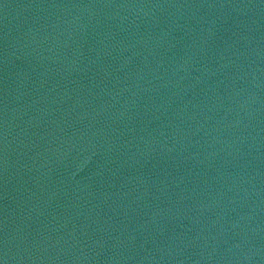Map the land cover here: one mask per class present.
<instances>
[{"label":"water","instance_id":"95a60500","mask_svg":"<svg viewBox=\"0 0 264 264\" xmlns=\"http://www.w3.org/2000/svg\"><path fill=\"white\" fill-rule=\"evenodd\" d=\"M0 264H264V0H0Z\"/></svg>","mask_w":264,"mask_h":264}]
</instances>
